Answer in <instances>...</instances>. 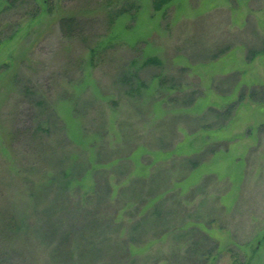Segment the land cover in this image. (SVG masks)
Returning a JSON list of instances; mask_svg holds the SVG:
<instances>
[{
  "label": "rangeland",
  "instance_id": "1",
  "mask_svg": "<svg viewBox=\"0 0 264 264\" xmlns=\"http://www.w3.org/2000/svg\"><path fill=\"white\" fill-rule=\"evenodd\" d=\"M0 40V264H264V0H0Z\"/></svg>",
  "mask_w": 264,
  "mask_h": 264
},
{
  "label": "trees",
  "instance_id": "2",
  "mask_svg": "<svg viewBox=\"0 0 264 264\" xmlns=\"http://www.w3.org/2000/svg\"><path fill=\"white\" fill-rule=\"evenodd\" d=\"M170 1H172V0H154V6H155L156 10H161ZM59 22L61 24L63 32H65V36H67V37H72V36H76V35L78 36L79 32L81 31V29L79 28V20L76 18L75 15L62 16V17L59 18ZM14 35L15 34L13 33V35L10 36V39ZM1 43H3V42L0 40V44ZM160 64H161V60H159L158 58H156V57H148L147 60L144 63V66H147V65L158 66ZM4 65L6 66V63H3V66ZM25 87L26 88L24 90H26V94L28 95L26 97H29L31 99V101H30L31 106H37L39 108L40 105H41V103L39 102L40 100L37 101V103H35V100H33V98H32V96L34 94V90H35L34 87H32V86H30V87L25 86ZM53 113H55V112H53ZM37 116H39V115H37ZM37 116L36 115L35 116L31 115V119L34 120ZM40 119L41 118L37 117L34 120L35 123H33L34 121L32 122V126H30V128H28V131L24 132V136H26V137L28 136L29 138L34 140V142H36L38 144V147L41 146L40 149L44 150L43 149L44 148V144L47 141L46 138H47V136L50 133H49L48 129H46L45 126L42 125V123L40 122ZM63 130H64L63 134L65 135L66 129H63ZM144 176H146V175H144ZM100 191H102V195H105L104 202H108L110 191H111L110 188H107L106 190L101 189ZM155 210H156V211H154L155 215L158 218H161L162 214L164 212V207L161 206V204H159L158 206L156 205ZM15 224H17V223L15 222L14 218H8L7 221H6V226H5L6 228H0V231H2L4 233V237H6L5 234H7V237H6L7 238V245H10V244L13 245V243H12V242H14V241H12L13 240V235H15L16 232H18V228L15 227ZM1 229H3V230H1ZM92 233L95 234V236H100L99 233H101V232L93 231ZM165 234L163 233L161 236L165 237ZM115 242L118 243L117 241H115ZM123 243H124V241H123ZM128 243H130V242H128ZM90 245H92V246L89 249L86 248V250H84V248L83 249L81 248L82 252L83 251L84 252L85 251L90 252L92 250V248H97V250H99V253H100L101 250L98 248V245H96L95 241L91 240ZM195 245H198L197 241L195 242ZM134 249H135L134 248V244H131L130 246L128 245V250L123 252V254L128 257L132 253H134V251H135ZM194 251H196L195 252L196 255L193 258H198V259H199V257L205 258V257H207L209 255V253L205 252L203 250V248L199 247V245H198V248L194 249ZM18 253H20L19 250H18ZM173 254H175L176 257L181 258V259L183 257L179 252H176V251ZM126 264H128V263L126 262ZM129 264H141V262L136 260V259H134V260L130 261Z\"/></svg>",
  "mask_w": 264,
  "mask_h": 264
}]
</instances>
